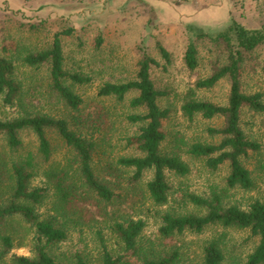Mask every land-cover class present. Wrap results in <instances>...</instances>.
<instances>
[{"label": "rangeland", "instance_id": "obj_1", "mask_svg": "<svg viewBox=\"0 0 264 264\" xmlns=\"http://www.w3.org/2000/svg\"><path fill=\"white\" fill-rule=\"evenodd\" d=\"M235 20L248 29L264 26V0H0V56L14 66L15 81L21 87L20 102L5 106L0 98V119L7 120L25 114H50L65 116L72 129L75 124L65 112V105L48 84V63L39 67H28L22 57L50 47L54 33L71 30L61 36L64 68L68 72L80 73L90 79L84 84H72L70 88L83 99V116L91 117L98 154L94 162L105 166L106 157L141 155L133 146H126V137L133 135L137 125L128 123L126 115L143 113L144 109H131L129 100L138 95L136 90L127 93L123 100L98 95V89L106 82L123 83L136 77L138 62L144 51L157 62L149 70L154 87L164 94L158 99L161 108L169 110L162 128L165 139L164 152H177L188 164L189 173L184 177L168 174L171 191L164 205H155L145 193V183L152 177L146 172L138 182H130L131 170L121 171L115 192L121 195L112 205H107L82 195L86 200L76 201L83 220L69 230L67 237L47 247L56 260L75 264L77 253L85 257L88 264H99L101 251L96 229L102 227L103 237L112 251H122L117 237L110 233L106 224L100 225L105 213L125 212L133 219H142L145 226L138 237L141 251H178L176 264H202V249L211 239L222 242L225 251L224 264L242 263L254 249L256 240L249 231L219 225L206 227L197 233L185 230L178 235L163 237L158 228L164 212L176 214H203L182 200V194L193 193L209 197L214 191L220 194L225 188L229 173L227 162L217 169H210L202 158L187 154L188 145L194 142L219 144L222 136L210 133V128H221L222 116L204 118L197 114L188 119L181 111L182 103L189 94L198 100L224 105L228 99L229 81L219 80L211 88H196L197 80L210 76L215 69L227 61L226 45L222 40H211L207 34L216 33ZM196 31L205 33L197 36ZM192 39L198 51V64L189 69L184 63V52ZM161 44L169 53L166 63L158 50ZM240 90L244 94L259 93L264 102V42L255 49L244 52L240 69ZM89 117V119H90ZM240 127L245 135L259 143L260 148L249 151L241 158L253 179L251 189H232L223 198L225 205L246 208L254 200L264 202V111L243 107ZM54 146V161L44 163L36 158L39 168L30 181V186L47 187L42 205L36 209L40 217L54 213L52 201L54 190L45 170L57 165L65 152L57 133L47 131ZM22 146L11 149L3 133H0V198L9 194L8 168L10 163L32 152L37 154V141L30 129L19 132ZM106 153V157L101 155ZM206 160V159H205ZM104 172V171H103ZM109 178L108 176H106ZM112 179V178H111ZM113 181V180H112ZM182 189L183 191L181 192ZM76 221L77 216L72 215ZM98 221V222H96ZM111 223L110 218L108 219ZM12 236L11 254L32 256L30 223L20 217L8 218L0 225V235ZM2 248L0 241V249ZM132 263L136 258L131 257Z\"/></svg>", "mask_w": 264, "mask_h": 264}, {"label": "trees", "instance_id": "obj_2", "mask_svg": "<svg viewBox=\"0 0 264 264\" xmlns=\"http://www.w3.org/2000/svg\"><path fill=\"white\" fill-rule=\"evenodd\" d=\"M196 35L205 33L196 31ZM71 30L54 33L50 47L37 52H30L22 57V63L28 67H39L48 63V84L61 103L65 105V112L75 124L72 129L65 116L50 114H25L18 117L1 120L0 133L6 137L11 149L22 146L19 132L30 129L37 141V154L28 152L26 156L13 160L8 168L9 194L6 199L0 198V225L8 218L20 217L32 227L31 252L32 256L14 255L6 257L13 247L12 236L6 231L0 235L2 248L0 249V264H66L56 260L47 250L49 245L64 240L70 229L76 227L79 219L83 220L77 202L86 200L84 193H90L96 201L107 205L121 197L114 190L120 182L119 172L131 170L130 182H138L142 176L150 171L152 177L145 183V193L155 205H164L168 201L171 185L168 174L184 177L189 173L188 164L182 160L177 152H164L162 143L165 133L163 121L168 117L169 110L161 108L158 99L163 92L157 90L150 78L151 66L157 65L146 51L138 62L136 77L123 83L106 82L98 89L102 97H114L123 100L128 92L136 90L138 95L129 100L131 109H144L143 113L133 112L126 115L128 123L137 125L133 135L126 137V146H133L141 155H122L116 158L106 157L105 166L98 167L94 162V153L98 152V140L95 139L91 117L83 116L81 105L83 99L75 93L66 82L84 84L90 79L80 73L68 72L64 68V57L61 36L68 35ZM211 40H222L225 43L227 61L215 69L208 77L196 81V88H211L224 77L229 81V92L226 104L218 105L205 100H198L189 94V99L181 105V111L188 119L197 114L204 118L222 116L224 124L221 128H210V133L222 136L219 144L194 142L188 145L187 154L202 158L210 169H217L225 162L229 165V173L225 179V188L220 194L214 191L209 197L193 193L182 194V200L197 209H203V214H176L164 212L159 234L163 237L178 235L185 230L201 232L206 227L219 225L223 228L233 227L246 229L250 238L256 240L254 249L239 264H264V202L254 200L241 208L237 205H225L223 198L229 190H248L253 186L250 171L243 165L241 158L249 151L260 148L259 143L248 138L240 127V114L243 107L254 111H264V102L259 93L244 94L240 90V69L243 53L251 51L264 42V26L248 29L231 20L222 30L207 34ZM158 50L164 61L169 63V53L158 44ZM198 51L189 40L184 52V63L189 69L198 64ZM21 87L14 78V66L11 61L0 56V98L5 106H13L20 102ZM90 117V119H89ZM54 130L62 141L65 152L63 159L57 165L45 170L46 177L54 190L52 207L54 213L40 217L37 207L45 199L47 187L30 186L39 164L36 158L44 163L54 161V146L47 136L48 130ZM98 154V153H97ZM99 155V154H98ZM206 159V160H205ZM104 171V172H103ZM108 176L109 178H107ZM112 178V179H111ZM113 180V181H112ZM181 192L183 191L180 189ZM72 215L77 216V221ZM110 218L111 223L108 219ZM98 222V221H96ZM100 225L106 224L111 234L115 235L121 244L122 251H112L103 237L102 227L96 229L101 251L99 264H135L130 260L136 258L139 264H176L180 259L178 251L169 254L162 251H141L138 237L145 223L142 219H133L119 212L105 213ZM225 251L222 242L211 239L202 249V264H224ZM75 264H88L85 257L77 253Z\"/></svg>", "mask_w": 264, "mask_h": 264}]
</instances>
